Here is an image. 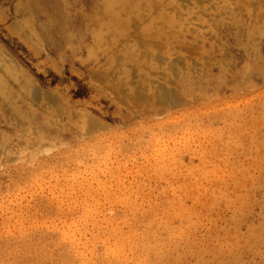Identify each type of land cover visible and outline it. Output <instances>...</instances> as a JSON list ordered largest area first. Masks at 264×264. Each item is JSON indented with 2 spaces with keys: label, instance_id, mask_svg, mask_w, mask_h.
Listing matches in <instances>:
<instances>
[{
  "label": "rangeland",
  "instance_id": "rangeland-1",
  "mask_svg": "<svg viewBox=\"0 0 264 264\" xmlns=\"http://www.w3.org/2000/svg\"><path fill=\"white\" fill-rule=\"evenodd\" d=\"M0 264H264V0H0Z\"/></svg>",
  "mask_w": 264,
  "mask_h": 264
},
{
  "label": "bare ground",
  "instance_id": "bare-ground-1",
  "mask_svg": "<svg viewBox=\"0 0 264 264\" xmlns=\"http://www.w3.org/2000/svg\"><path fill=\"white\" fill-rule=\"evenodd\" d=\"M125 2H126V1H125ZM125 2H124V3H125ZM124 3H122L121 7L125 6ZM116 18H117V16H116ZM117 20H118V19H116V22H117ZM119 20H120V19H119Z\"/></svg>",
  "mask_w": 264,
  "mask_h": 264
}]
</instances>
